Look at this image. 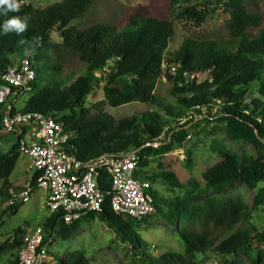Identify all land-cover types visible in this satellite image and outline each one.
I'll return each mask as SVG.
<instances>
[{
	"label": "trees",
	"instance_id": "obj_1",
	"mask_svg": "<svg viewBox=\"0 0 264 264\" xmlns=\"http://www.w3.org/2000/svg\"><path fill=\"white\" fill-rule=\"evenodd\" d=\"M25 1L22 0L19 13H9V16H30L28 31L22 36L15 33L0 34V74L15 66L16 55L21 54L23 59L26 58L18 44L19 40L42 38L40 47L30 56L37 73L31 91L27 93L30 97L25 108L21 111L14 108L13 114L41 112L63 121L67 132L74 136L67 148L82 161L104 154L121 155L139 151L137 176L141 178V171H144L149 160L186 148L190 135L189 123L186 127L179 126V119L198 106L219 104L217 116H222L226 121L229 138L252 144L257 157L240 159L232 154H223L224 161L204 175L206 188L218 189L232 182H240L256 190L260 185L258 182L264 181L263 12L251 9L245 0H229L231 19L224 37L217 40L188 39L174 58L167 62L164 56L175 35L168 16L152 12H147L148 15L133 13L120 27L114 22L106 24L109 22L93 21L92 18L96 17L93 15V0H62L44 9H35ZM185 1L189 0H168L169 14ZM206 13V9L199 10L197 7L185 10V14L199 28L205 22ZM5 19L7 17L0 15V24ZM81 20H89L92 24L83 27L74 25ZM54 30L60 33L62 43L50 42ZM61 51L74 54L80 63L66 75H63L61 64H50L49 53ZM40 62L43 63L41 71L38 69ZM166 65L168 70L177 67L176 75H165ZM83 72L87 76L79 77ZM44 73L50 74V78H46ZM95 73L107 76L105 100L97 108L105 104L116 109L132 103H153L160 107L161 113L148 112L116 121L112 115L100 109L97 115L89 118L86 100L94 91L91 77ZM204 73L207 78L199 83L197 78ZM166 76L172 84L170 95L176 100L174 104L159 100L155 94L159 81ZM254 89L259 99L249 103L248 98ZM3 108L4 105H0V122ZM197 114L201 115V111L197 110ZM203 120L209 122V119ZM20 155L18 145L10 153L0 151V181L4 182L0 197L6 201L12 197L10 179ZM38 177L39 174H36L31 183L36 184ZM160 178V174H153L145 180L154 186ZM100 188L105 194L103 211L86 218L98 217L116 231L124 244L131 243L134 259H139L142 264H206L199 257H206L212 251L222 257L245 255L251 264H264V234L253 236L244 227L243 221L248 219L250 211L232 198H210L203 206L192 209L191 217L197 229L179 231L186 246L185 255L171 252L154 257L145 251L147 244L133 233L135 225L151 217L138 222L115 214L111 205L112 185L108 177L100 180ZM150 192L158 210L154 187ZM263 200L264 188L256 195L255 207ZM9 210L15 213L18 208L10 207ZM176 211L178 213V206ZM62 214L49 216L42 225L46 237L57 235V238L69 240L86 219L67 225L61 219ZM26 231L21 228L16 232L12 242L0 249V258L9 249L17 250L18 254L22 244L18 236L22 237ZM255 240L263 247L254 255L252 246ZM226 263L236 264L235 261ZM61 264L89 262L85 254L74 252Z\"/></svg>",
	"mask_w": 264,
	"mask_h": 264
},
{
	"label": "rangeland",
	"instance_id": "obj_2",
	"mask_svg": "<svg viewBox=\"0 0 264 264\" xmlns=\"http://www.w3.org/2000/svg\"><path fill=\"white\" fill-rule=\"evenodd\" d=\"M61 1L26 0L25 2L35 9H44ZM245 1L251 9L264 13V0ZM93 2V15H96L95 18H92L93 21L109 22L106 24L114 22L120 27L124 26L128 17L133 13L148 15L147 12H152L155 15L168 16L175 35L164 56L167 62L174 58L182 44L188 39L217 40V38L224 37L231 19L228 8L229 0H189L179 4L170 14L168 0H93ZM188 7L207 10L202 27H197L194 21L185 14ZM91 24L92 22L89 20L74 23V25L82 27ZM62 41L60 33L54 30L51 33L50 42L58 44ZM49 56L50 64H61L63 75L80 65L78 57L67 51L49 53ZM22 57L21 54L14 57L15 65L20 64L23 60ZM42 65L43 63L40 62L39 70ZM170 73L166 65L165 75ZM44 75L46 78H50V74L44 73ZM80 76H87V73L83 72L79 74ZM206 78L207 74L204 73L198 76L197 81L201 83ZM91 82L94 91L86 100L89 118L97 115L100 109L112 115L116 121L148 112L161 113L160 107L153 103H132L116 109L105 104L97 108L98 104L105 100L104 86L107 76L95 73L91 77ZM171 89L172 84L166 76L159 81L155 94L159 100L174 104L176 100L170 95ZM22 97L26 101L30 94H21L18 98ZM255 99H259L256 89L252 91L248 102L252 103ZM17 108L20 107L17 106ZM162 113L164 114V112ZM207 119L209 122L200 120L188 127V133L193 138L187 143L184 151L173 150L168 154L151 159L144 171H141L142 179L151 177L153 174H160L162 177L153 186L158 203L156 214L146 222L135 225L133 229V233L138 239L147 244L144 249L152 253L151 256L161 257L171 252L185 255L186 246L179 231L197 229L191 217L192 209L203 206L208 199L215 197L232 198L244 204L250 211L248 219L243 221L244 227L249 229L253 236L264 234V200L255 207L256 195L264 188V184H260L256 190H251L240 182H232L218 189L206 188L204 175L210 168L224 161L223 154H232L240 159L257 157V151L252 144L229 138L226 131L227 123L222 119V116ZM18 142L17 135L0 133V151L2 153H10L17 147ZM20 157L18 167L10 179L12 184H16L14 193L23 191L25 185L30 183L19 180L28 173L25 170L28 166L26 159L30 161L29 158L22 155ZM191 159H194L193 163ZM3 187L4 182L0 181V189ZM41 193V190H37L28 203L16 206L18 210L15 213L10 212L8 201L0 197V249L12 242L19 229L22 228L24 231L30 228L35 229L47 221L46 218L49 215L47 199L43 198ZM178 216L179 219H177ZM54 236H52L54 241L50 246L49 256L42 264H61V261H66L68 255L74 252L85 254L89 264H142L139 259L138 261L134 259L131 243L124 244L116 231L108 227L98 217L84 219L79 230L69 240ZM18 240L22 241V237L18 236ZM262 247L255 240L252 246L253 254L255 255ZM9 250L1 256L0 264H16L17 250ZM199 259H203L206 264H227L226 262L231 261H235L236 264H251L245 255L222 257L213 251L206 257L201 255Z\"/></svg>",
	"mask_w": 264,
	"mask_h": 264
},
{
	"label": "built area",
	"instance_id": "obj_3",
	"mask_svg": "<svg viewBox=\"0 0 264 264\" xmlns=\"http://www.w3.org/2000/svg\"><path fill=\"white\" fill-rule=\"evenodd\" d=\"M170 72L176 75L177 67L171 68ZM36 76L30 56L0 74V105H4L0 122L2 132L20 134L23 128L32 129L33 137L21 138L18 150L30 159V168L39 174L36 184L30 182L23 191L13 194L9 206L25 205L37 189H43L49 193L46 203L49 216L63 213L61 219L72 225L103 211L105 194L100 188V180L106 176L112 185L111 205L115 214L138 222L155 215L157 208L150 192L152 183L137 176L139 151L104 154L82 161L67 148L74 136L67 132L63 121L41 112L12 113L17 98L31 91ZM219 112V104L198 106L179 119L178 125L186 127L189 123V127L205 118L217 116ZM191 139L190 134L187 141ZM53 241L52 237H46L43 226L28 229L18 249V264H42L49 256Z\"/></svg>",
	"mask_w": 264,
	"mask_h": 264
},
{
	"label": "clouds",
	"instance_id": "obj_4",
	"mask_svg": "<svg viewBox=\"0 0 264 264\" xmlns=\"http://www.w3.org/2000/svg\"><path fill=\"white\" fill-rule=\"evenodd\" d=\"M21 8L22 0H0V15L7 17V19H5L3 23L0 24V34L8 35L10 33H15L17 36H22L26 31H28L31 19L30 16H9V13H19L21 11ZM41 41V37H33L32 40L21 39L18 41V44L21 46L22 54L28 57L35 54L36 50L41 45ZM262 183H264V181L258 182V184Z\"/></svg>",
	"mask_w": 264,
	"mask_h": 264
},
{
	"label": "crops",
	"instance_id": "obj_5",
	"mask_svg": "<svg viewBox=\"0 0 264 264\" xmlns=\"http://www.w3.org/2000/svg\"><path fill=\"white\" fill-rule=\"evenodd\" d=\"M28 100V99H27ZM27 100L26 101H24L23 100V97L22 98H17V102H16V105H15V109L16 110H19V111H21V110H23L24 108H25V106H26V103H27ZM17 106H19L20 108H17ZM32 129H30V128H23L22 130H21V133L19 134H16L18 137H20V136H23V138H25V139H30V138H32L33 136H32ZM25 157V156H24ZM25 158H27V157H25ZM20 159H21V157H20ZM20 159H19V161H20ZM27 161V167L25 168V170L26 171H28V173H26V176H24V177H21V179H19V180H21V181H24V182H32V180H33V178L36 176V172L34 171V170H32L31 168H30V161L28 160V159H26ZM19 161H18V163H19ZM17 167H18V164H17ZM16 167V168H17ZM22 169H24L23 167H22ZM16 170V169H15ZM15 172V171H14ZM18 181V180H17ZM17 181H16V183H17ZM12 184V183H11ZM12 189H11V195L13 196V193H14V186H16V184H12ZM37 190H41L42 191V196H43V198H45V199H47L48 200V197H49V193H48V191H45V190H43V189H37ZM36 190V191H37ZM35 191V192H36ZM49 218V215L47 216V218L46 219H48ZM39 226H42V225H39ZM16 261H17V257H16Z\"/></svg>",
	"mask_w": 264,
	"mask_h": 264
}]
</instances>
